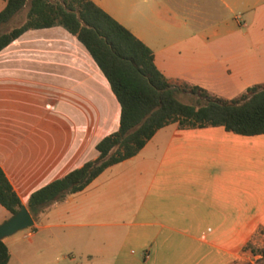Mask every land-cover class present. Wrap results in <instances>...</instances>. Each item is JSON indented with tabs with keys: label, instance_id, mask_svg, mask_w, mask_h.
Returning a JSON list of instances; mask_svg holds the SVG:
<instances>
[{
	"label": "crops",
	"instance_id": "obj_1",
	"mask_svg": "<svg viewBox=\"0 0 264 264\" xmlns=\"http://www.w3.org/2000/svg\"><path fill=\"white\" fill-rule=\"evenodd\" d=\"M93 1L153 50L169 81L228 99L264 82V0ZM120 115L63 26L29 29L0 51V167L23 205L95 159ZM10 216L0 204V224ZM7 237V264H236L247 243L264 247V133L166 125L47 207L23 239Z\"/></svg>",
	"mask_w": 264,
	"mask_h": 264
},
{
	"label": "trees",
	"instance_id": "obj_2",
	"mask_svg": "<svg viewBox=\"0 0 264 264\" xmlns=\"http://www.w3.org/2000/svg\"><path fill=\"white\" fill-rule=\"evenodd\" d=\"M29 4L26 21L7 31L1 28ZM63 26L89 51L108 79L120 106L119 127L96 145L98 156L34 191L27 208L34 219L55 202L88 186L109 166L136 155L156 131L176 123L181 129L223 126L242 135L264 133V82L249 86L228 99L187 82H172L155 64L153 50L93 0H5L0 10V51L29 29ZM181 92L191 93L198 104L185 103ZM0 204L11 215L23 205L0 167ZM260 255L264 247L247 243ZM9 250L0 240V264Z\"/></svg>",
	"mask_w": 264,
	"mask_h": 264
},
{
	"label": "rangeland",
	"instance_id": "obj_3",
	"mask_svg": "<svg viewBox=\"0 0 264 264\" xmlns=\"http://www.w3.org/2000/svg\"><path fill=\"white\" fill-rule=\"evenodd\" d=\"M3 0H0V9L2 8L3 6ZM28 8H29V4H27L22 10L21 12H19L12 20L11 22L7 23L6 25H4L2 28H1V31H7L13 27H16V26H20L22 25L25 21H26V16H27V11H28ZM10 48H12V44L9 46ZM178 98L185 102V103H192V104H198V98L196 95H193L191 93H186V92H181L178 94ZM30 232V227L29 228H26V229H23V230H20L16 233H14L13 235L11 236H8L7 239H9V237H14V238H20V239H23V236L25 233H29ZM256 247V246H255ZM259 248V247H257ZM253 253L247 255L245 258L239 260L236 262V264H260V260H258L260 257H254L252 255Z\"/></svg>",
	"mask_w": 264,
	"mask_h": 264
},
{
	"label": "water",
	"instance_id": "obj_4",
	"mask_svg": "<svg viewBox=\"0 0 264 264\" xmlns=\"http://www.w3.org/2000/svg\"><path fill=\"white\" fill-rule=\"evenodd\" d=\"M34 224V218L26 205L0 224V240L10 236L20 230L31 227Z\"/></svg>",
	"mask_w": 264,
	"mask_h": 264
}]
</instances>
